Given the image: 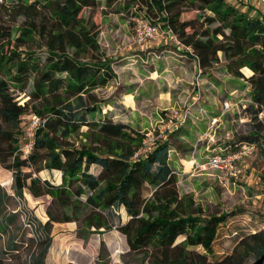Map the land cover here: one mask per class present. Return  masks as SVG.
<instances>
[{
    "label": "trees",
    "instance_id": "trees-1",
    "mask_svg": "<svg viewBox=\"0 0 264 264\" xmlns=\"http://www.w3.org/2000/svg\"><path fill=\"white\" fill-rule=\"evenodd\" d=\"M103 1L109 7L122 0ZM125 1L124 5L156 13L179 45L191 50L185 55L193 57L199 72H209L218 64L220 53L227 73L252 86L255 114L263 113L264 22L260 17H250L225 0ZM99 5L100 0L0 2V11L14 23L23 19L15 26L0 18V121L5 126L0 127V167L11 174L15 198L23 200L27 190L33 198L50 197L51 206L62 209L59 214L48 209L43 224L28 216L34 223L28 264H45L53 224L71 222L79 225L76 236L84 242L94 233L118 231L125 237L128 253L141 254L149 264L255 261L264 253V230L244 235L230 254L214 262L207 260L219 227L231 214L204 215L191 198L179 196L170 137L157 140L146 153L136 156L143 145L142 135L124 124L95 119L100 109L95 91L115 79L112 59L98 44L94 19L82 16L84 10ZM35 44L45 50L43 61L30 49ZM31 79L29 99L20 105L11 89L23 92ZM27 113L40 123L31 152L22 157L19 125ZM83 127L88 143L76 145L73 134ZM93 166L97 174L90 172ZM42 170L60 172V184L32 176ZM9 197L0 187V211L3 199ZM120 210L126 215L124 222L117 216ZM15 217V213L8 215L5 227ZM179 237L184 239L176 243ZM9 253H19L16 243ZM108 260L106 243L100 239L96 264H108ZM0 264H4L2 259Z\"/></svg>",
    "mask_w": 264,
    "mask_h": 264
},
{
    "label": "rangeland",
    "instance_id": "rangeland-1",
    "mask_svg": "<svg viewBox=\"0 0 264 264\" xmlns=\"http://www.w3.org/2000/svg\"><path fill=\"white\" fill-rule=\"evenodd\" d=\"M11 1L2 0L5 4ZM225 1L250 17L260 16L244 0ZM124 3L126 1L122 0L107 7L100 0L97 8L86 9L82 15L85 19H94L98 28V44L104 55L112 59L115 73L114 80L95 91L100 100L95 119L124 124L143 138L146 134L157 135L159 131L164 132V137L171 136L175 146L179 196L191 198L204 215L231 214L218 229L212 254H206L207 260L214 262L230 254L244 235L264 230V111L260 115L255 114L257 107L252 99V86L246 80L227 73L226 61L220 53L219 63L214 64L209 72L195 74L185 55L186 50H191L176 44L169 34L163 33L154 41L139 43L135 36L137 19L159 26V33L166 30L156 13L149 14L144 7ZM0 18H6L5 24L14 23L4 11H0ZM22 21L19 18L14 25L18 26ZM164 42V45L157 47V44ZM146 46L152 47L137 51ZM30 49L44 60L46 54L43 48L35 44L30 45ZM240 72L247 76L243 70ZM32 81L29 80L23 92L11 89L15 101L20 105L28 101ZM181 115L184 118L182 123L173 126L172 122H178ZM33 117L32 113H27L21 119L20 148L33 142L34 135L29 136ZM258 121L262 123L258 125ZM0 127H5L1 121ZM175 129L176 132L171 133ZM86 132L87 128L83 127L73 134L76 145L80 141L88 143L84 136ZM246 144L254 145L255 151L245 158L243 165L238 163L240 172L230 183L224 184L218 173L199 167V164L206 163L208 156L240 150ZM19 153L24 157L21 151ZM172 154L171 162L174 163ZM90 172L97 174L98 168L93 166ZM32 176L49 178L56 185L61 182V173L57 171L42 170ZM0 187L10 196L3 199L4 207L0 211V259L4 264H28L33 251L32 233L24 229L20 212L42 223L48 220V209L56 214L62 213V209L51 206L48 196L31 197L26 202L15 198L11 174L1 167ZM14 213L15 219L5 227L3 218ZM117 216H121L122 222L126 220L123 210ZM117 222L116 219L115 224ZM53 226L59 233L69 234L79 225L71 222ZM78 237L69 236V242L61 246L60 254L64 260L71 258L69 261L74 264H96L93 256L99 240L103 239L109 253L108 264H149L141 254L128 253L125 237L116 230L102 235L94 233L89 243L81 247L70 243L76 242ZM183 239L179 237L176 243ZM14 243L19 253H9ZM195 251L205 254L201 248ZM253 261L254 258H250L247 264Z\"/></svg>",
    "mask_w": 264,
    "mask_h": 264
},
{
    "label": "built area",
    "instance_id": "built-area-1",
    "mask_svg": "<svg viewBox=\"0 0 264 264\" xmlns=\"http://www.w3.org/2000/svg\"><path fill=\"white\" fill-rule=\"evenodd\" d=\"M249 7L255 8L258 13L259 17L264 22V0H244ZM1 2V0H0ZM159 26L152 25L151 23L144 21L142 19L136 20V39L139 43H146L150 41L156 40L159 36L164 34H169L170 39H172L176 44H179L176 37L172 34L171 30L169 28L165 29L166 31H161L162 33H159ZM260 117V116H259ZM184 120L183 116H180V120L178 122L173 123L176 125L177 123H182ZM39 119L36 117H33L30 123V137H33L34 131L39 125ZM164 137V132L159 131L157 135H151L146 134V136L143 139V145L141 149L137 152V155L144 154L148 151V149L155 144V142L159 139H162ZM33 142H30L28 145H24L23 148H20L19 151H21L26 157L32 149ZM253 150H255L254 145L252 144H246L241 147L240 150L235 151H229L222 154H214L211 156L206 157V163L202 164L199 167L207 168L208 170H212L213 172H216L220 175V178L222 179V182L224 184L230 183L231 180L236 178L237 174L239 173L238 170V163L245 157L246 155L250 154ZM21 219L23 221V227L29 230L31 233L34 232V223L29 222V217L25 212H21Z\"/></svg>",
    "mask_w": 264,
    "mask_h": 264
},
{
    "label": "crops",
    "instance_id": "crops-1",
    "mask_svg": "<svg viewBox=\"0 0 264 264\" xmlns=\"http://www.w3.org/2000/svg\"><path fill=\"white\" fill-rule=\"evenodd\" d=\"M166 42H164V43H162V44H157V47L158 46H162V45H164ZM151 47L152 46H146L145 48H139V50H137V51H143V49H151ZM177 49H178V47H177ZM126 54H124V56H125ZM186 58L187 59H189V62L191 63V65H192V68H193V72L195 73V74H198V72H199V68H198V65H197V62L193 59V57H188V56H186ZM205 73V72H204ZM179 128V127H178ZM177 128V129H178ZM177 129H175L174 130V132H171V133H175L176 132V130ZM169 140H170V142H171V136H170V138H169ZM172 143V142H171ZM175 151V146H174V148L172 149V151H171V153H173L172 154V156L174 157V160L173 161H175L174 162V167H175V169H176V165H177V161L175 160V155H174V152ZM255 150H253L250 154H248V155H246L245 157H243V159L239 162V164H241V165H243L244 163H245V158L246 157H248V156H250L253 152H254ZM170 159H172L171 157H170ZM187 160H189V159H187ZM240 165V166H241ZM199 166H200V164H199ZM240 172V171H239ZM239 174V173H238ZM40 177V176H39ZM42 180H49V178L48 179H46V178H42V177H40ZM61 179V178H60ZM14 195V194H13ZM32 196L28 193V191L27 190H24V192H23V200L26 202V200H28V199H30ZM4 220L3 221H5L6 222V218H3ZM46 222V221H45ZM45 222H42V224L43 223H45ZM57 224H61V223H55V224H53V225H57ZM76 229L77 228H74V230H71L70 232H69V234H67V233H59V231H56V229L54 228V226L52 227V231H51V238H52V241H51V245H50V248L48 249V252H47V254H46V258H45V264H74V263H72V262H70L69 260H71V258H68V259H66V260H64L63 258H62V254H60V251H61V246H63V244H65V243H67V242H69V236H72V235H74V237L76 236ZM64 232H66V231H64ZM89 241H90V237L88 238V240L86 241V242H84L83 240H80V239H78L76 242H70V243H75L77 246H83V244L85 243H89ZM98 248H99V242H98V245L96 246V253H95V255L93 256L94 257V259L93 260H95V258H96V256H97V253H98ZM59 251V252H58ZM58 252V253H57ZM111 256L113 257V255L111 254ZM60 261H66L65 263H60Z\"/></svg>",
    "mask_w": 264,
    "mask_h": 264
},
{
    "label": "water",
    "instance_id": "water-1",
    "mask_svg": "<svg viewBox=\"0 0 264 264\" xmlns=\"http://www.w3.org/2000/svg\"><path fill=\"white\" fill-rule=\"evenodd\" d=\"M264 263V253L255 261H253L251 264H263Z\"/></svg>",
    "mask_w": 264,
    "mask_h": 264
}]
</instances>
